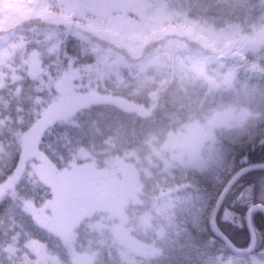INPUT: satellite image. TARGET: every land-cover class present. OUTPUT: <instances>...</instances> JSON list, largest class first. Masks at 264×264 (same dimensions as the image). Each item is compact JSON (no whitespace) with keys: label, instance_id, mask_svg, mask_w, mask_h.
I'll use <instances>...</instances> for the list:
<instances>
[{"label":"trees","instance_id":"1","mask_svg":"<svg viewBox=\"0 0 264 264\" xmlns=\"http://www.w3.org/2000/svg\"><path fill=\"white\" fill-rule=\"evenodd\" d=\"M51 1L42 4V14L26 16L15 27L25 60L14 51L11 64L0 63V264H74L61 235L26 206H40L50 196L34 170L27 166L4 189L19 169L24 133L43 118L50 122L38 145L59 167H69L75 157L83 161L79 153L87 150L98 167L119 155L139 170L141 191L125 207L126 226L152 253L129 248L112 230L115 218L98 210L75 226L76 249L90 254L91 264H256L264 249V210L252 212L257 244L249 252H238L219 237L212 217L234 176L260 165L238 177L216 214L218 228L235 246H251L248 213L264 205V0H164L171 19L145 20L139 54L118 47L117 28L106 36L107 20L96 32L73 15L74 28L66 31L65 0L54 4L55 22ZM47 27L59 38L53 54L47 40L34 42ZM36 48L44 71L34 79L23 64ZM69 60L81 69L76 81L85 90L96 87L155 107L143 115L107 99L66 117L63 105L51 106L49 79ZM197 62L203 73L189 70ZM211 77L221 79L219 84ZM233 107L251 113L240 123L217 127L215 155L203 164L183 161L180 147L164 148L171 131Z\"/></svg>","mask_w":264,"mask_h":264},{"label":"rangeland","instance_id":"2","mask_svg":"<svg viewBox=\"0 0 264 264\" xmlns=\"http://www.w3.org/2000/svg\"><path fill=\"white\" fill-rule=\"evenodd\" d=\"M59 1L54 0V2L51 1L52 4L50 3V6L53 5L54 8V10L49 11V16L53 22L58 17L54 4ZM43 3L49 2L48 0H0V63L11 64L12 59L10 58L14 51H20V55L17 53V56L22 61L25 60V48L19 46L15 39L20 34L16 28H19L29 15L31 17L36 14L39 15V13L42 14ZM168 8L169 6L164 0H65L64 9L66 11L61 14V18L71 21L73 15L82 16L85 19L86 27L96 32H99L97 28H104L101 22L107 20L108 31L106 34L108 35L106 36L112 34L113 29L117 28L115 32L117 33L118 47L126 48L133 54H139L144 42L141 38L139 40V35L142 36L147 31L146 21L154 23L171 19ZM129 13L131 14L129 15ZM132 14L137 15L135 17L140 21H135V18L131 17ZM53 31L55 30L48 27L41 33L38 31L37 39L34 40V42L47 40L46 44H48L49 49L47 51L50 54L55 53L59 45V38ZM208 32L216 35L212 31L208 30ZM2 54L7 55L1 57ZM40 60V50L36 48L35 51L32 50L28 53L26 62L23 64L27 65V69L34 79H37L36 77L44 71V66ZM58 63L56 61V65ZM196 66L189 67V70L204 72L199 62L196 63ZM60 69L55 77L49 79V84L53 88L50 90L51 106L63 105L62 113L66 117H71L86 105L107 99L123 109L143 115L149 114L155 107V103L147 105L112 92L99 91L96 87L85 90L83 88L85 86L79 85L76 81L81 74V69L73 60H69ZM89 72L98 75L92 67H89ZM3 74L1 76H4ZM210 80H217L215 84H219L217 82L221 79L211 77ZM224 80L223 82H228L230 78ZM96 84L97 82L91 85ZM249 113H251L249 109L233 107L216 113L206 121H194L178 130L171 131L163 146L169 149L180 147L178 157L183 161L203 164L207 158H213L215 155L214 142L217 127L232 123V121L240 123ZM49 122V118H43L24 133L19 169L8 179L4 189L12 186L20 172L27 166L34 170L37 176L49 187L50 196L40 206H34L31 202H27L26 206L39 222L52 227L61 235L71 251L74 264H91L92 262L90 254L80 253L76 249L75 226L83 217L98 210L107 211L112 218H115V225L112 230L129 248L147 254L152 253L151 247L134 238L126 226L125 207L131 201H136L141 191L142 181L139 170L119 155L113 157L107 166L98 167L89 158L90 154L87 150H82L79 153V156L84 157L83 161H78L75 157L69 167H59L52 159L42 153L38 145L43 129ZM256 264H264V249L260 252Z\"/></svg>","mask_w":264,"mask_h":264},{"label":"water","instance_id":"3","mask_svg":"<svg viewBox=\"0 0 264 264\" xmlns=\"http://www.w3.org/2000/svg\"><path fill=\"white\" fill-rule=\"evenodd\" d=\"M73 24L72 21H66L65 22V25L66 26H71ZM260 165H255V166H248L246 168H244L243 170H241L239 173H237L234 178L231 180V182L228 184V186L226 187V189L224 190V192L222 193L215 209H214V212H213V217H212V225L215 229V231L217 232L218 236L221 237L222 239H224L227 243H229V245H231L236 251L238 252H249L251 251L252 249H254V247L256 246L257 244V235H256V231H255V228L253 226V223H252V212L255 210V209H258V208H261L264 210V205L263 204H256L254 206H252L249 210V213H248V225L250 227V230H251V233H252V244L250 247L248 248H245V249H242V248H238L237 246H235V244H233V242L218 228L217 226V223H216V214H217V210L225 196V194L227 193V191L229 190V188L232 186V184H234V182L238 179V177L243 174L244 172L252 169V168H256ZM264 166V164H263Z\"/></svg>","mask_w":264,"mask_h":264},{"label":"flooded vegetation","instance_id":"4","mask_svg":"<svg viewBox=\"0 0 264 264\" xmlns=\"http://www.w3.org/2000/svg\"><path fill=\"white\" fill-rule=\"evenodd\" d=\"M64 24H65V22H64ZM64 27H65L66 31H70L71 32V30L74 28V25L69 26V27L64 25Z\"/></svg>","mask_w":264,"mask_h":264}]
</instances>
